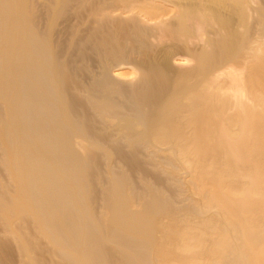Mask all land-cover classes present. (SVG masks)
Listing matches in <instances>:
<instances>
[{
    "label": "bare ground",
    "instance_id": "6f19581e",
    "mask_svg": "<svg viewBox=\"0 0 264 264\" xmlns=\"http://www.w3.org/2000/svg\"><path fill=\"white\" fill-rule=\"evenodd\" d=\"M196 261L264 264V0H0V264Z\"/></svg>",
    "mask_w": 264,
    "mask_h": 264
},
{
    "label": "rangeland",
    "instance_id": "374dc122",
    "mask_svg": "<svg viewBox=\"0 0 264 264\" xmlns=\"http://www.w3.org/2000/svg\"><path fill=\"white\" fill-rule=\"evenodd\" d=\"M240 190H241L240 188H238V187H234L233 192H234L235 194H237V192L240 191ZM214 228H215V229H218L217 231H215V232L218 233V234H221L222 231H224L223 229H220V228H221L220 226H218V225H214V223H213L212 225H207V224H205L204 226L199 227V228H190V229L188 230V232L191 233V234H193V235H195L196 238H198V237H199L200 235H202V234H203L205 237H207L208 234L211 232V230L214 229ZM219 230H221V231H219ZM214 235L216 236V239H220V236H219V235H217V234H214ZM192 246H193V247H192ZM191 248H192L193 253L197 254V253H200L201 250L204 249V245L201 244L200 242H198L197 240H195V241L192 243ZM210 258H211V257H210ZM214 258H215V256H214ZM211 259H212V258H211ZM194 264H200V263H199L198 261H196Z\"/></svg>",
    "mask_w": 264,
    "mask_h": 264
}]
</instances>
